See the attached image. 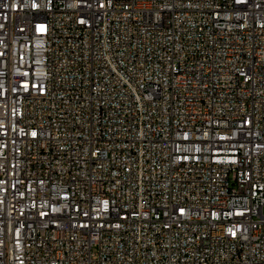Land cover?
I'll return each mask as SVG.
<instances>
[{"label": "built area", "instance_id": "obj_1", "mask_svg": "<svg viewBox=\"0 0 264 264\" xmlns=\"http://www.w3.org/2000/svg\"><path fill=\"white\" fill-rule=\"evenodd\" d=\"M264 0H0V264H264Z\"/></svg>", "mask_w": 264, "mask_h": 264}, {"label": "rangeland", "instance_id": "obj_2", "mask_svg": "<svg viewBox=\"0 0 264 264\" xmlns=\"http://www.w3.org/2000/svg\"><path fill=\"white\" fill-rule=\"evenodd\" d=\"M263 213H264V207H263Z\"/></svg>", "mask_w": 264, "mask_h": 264}]
</instances>
